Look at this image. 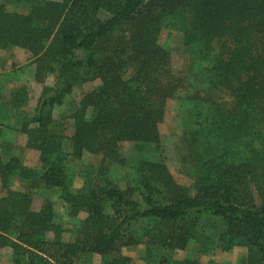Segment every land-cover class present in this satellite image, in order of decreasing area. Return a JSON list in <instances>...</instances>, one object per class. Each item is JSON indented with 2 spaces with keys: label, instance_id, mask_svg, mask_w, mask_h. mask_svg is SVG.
<instances>
[{
  "label": "trees",
  "instance_id": "16d2710c",
  "mask_svg": "<svg viewBox=\"0 0 264 264\" xmlns=\"http://www.w3.org/2000/svg\"><path fill=\"white\" fill-rule=\"evenodd\" d=\"M166 28L190 56L185 75L159 41ZM9 46L32 53L44 84L30 111L25 84L0 101V246L13 264H91L93 255L129 264L122 247L138 244L146 264H202L174 258L190 241L205 254L245 247L246 264H264V0H0V48ZM94 79L69 103L67 135L54 111ZM175 97L189 186L162 154L159 125ZM5 128L26 135L40 168L8 153ZM122 141L135 147L125 186L108 162H123ZM86 153L99 159L84 162ZM40 189L65 205L73 239L62 237L54 199L33 207Z\"/></svg>",
  "mask_w": 264,
  "mask_h": 264
},
{
  "label": "rangeland",
  "instance_id": "374dc122",
  "mask_svg": "<svg viewBox=\"0 0 264 264\" xmlns=\"http://www.w3.org/2000/svg\"><path fill=\"white\" fill-rule=\"evenodd\" d=\"M6 8L9 11L15 10V5L9 1L6 2ZM19 10H24L22 7ZM119 34V33H117ZM178 37L176 32L172 30L163 29L161 31L159 41L162 45L167 47L171 52V69L175 74L185 75L190 71V56L188 52L181 47L177 41ZM33 55L28 49L21 48L19 46H9L0 48V101H5L9 97V89L25 84L32 96L30 106L26 107L28 111L32 110V106L35 103L39 93L42 90L43 83L37 82L34 78V64ZM2 65V66H1ZM46 84L53 83V76H49L45 82ZM100 83L99 79H94L83 84L77 85L71 94H69L63 105L57 107L54 113L56 118L62 117V120H68L70 125L69 129L65 130L67 135L73 132L72 121L70 113L72 110L69 108V103L72 100H80L83 94L94 88ZM179 101L181 99L170 98L167 100L164 119L160 123V133L164 146L162 148V154L167 157L166 161L173 173L176 180L184 185L189 186L191 178L186 176L182 171L184 166V149L180 147V138L183 134V121L182 113L179 107ZM65 114V117L62 116ZM6 118L7 121H15V118ZM23 133L7 128L2 138L3 147H10L9 142H18L17 149L8 151L9 154H18L23 162L29 166L40 168L41 162L39 159V152L24 146L25 137L23 139ZM26 143V142H25ZM25 147V148H24ZM120 153L123 157V162H109V171L113 178L125 186L134 174L133 167V155L135 154L134 142L122 141L120 143ZM121 157V158H122ZM99 159L97 156L86 153L83 157V161H96ZM122 163V164H121ZM81 182L80 177L76 178L75 185H79ZM1 189V185H0ZM4 193V191H2ZM49 197L54 199V207L56 214V221L63 225L64 231L62 234L63 239L71 240L76 236L74 233V222L68 217L65 205L56 198L52 193L45 189H40L39 192L34 194L33 207L39 208ZM83 216V215H82ZM122 252L130 257L129 264H146L142 259V255L145 252V245L138 244L135 246L122 247ZM11 248L9 246H0V264H13L10 258ZM175 259H194L202 264L207 263L209 260H213L219 264H246V248L235 246L230 250L214 249L209 253H202L197 250V246L193 241H190L184 249H176L173 253ZM89 263L99 264L100 256L93 255L89 258Z\"/></svg>",
  "mask_w": 264,
  "mask_h": 264
},
{
  "label": "crops",
  "instance_id": "0c3cea01",
  "mask_svg": "<svg viewBox=\"0 0 264 264\" xmlns=\"http://www.w3.org/2000/svg\"><path fill=\"white\" fill-rule=\"evenodd\" d=\"M6 129H7V128L4 129L3 136H4V134H5ZM3 136H2V138H3ZM23 136L25 137V142H26L27 137H26V135H24V134H23ZM24 137H23V139H24ZM25 142H23L24 146H25V144H26ZM18 144H19V143L16 142V141H14V140L11 141V142H9L10 148L12 147V149H17ZM19 145H20V144H19ZM10 148H9V149H10ZM24 148H25V147H24ZM14 155H15V154H14ZM16 156H19V155L16 154Z\"/></svg>",
  "mask_w": 264,
  "mask_h": 264
}]
</instances>
